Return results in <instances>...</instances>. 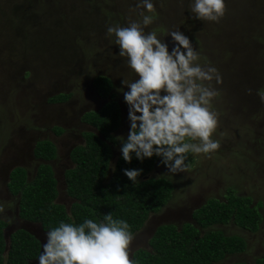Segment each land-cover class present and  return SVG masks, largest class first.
<instances>
[{
	"label": "rangeland",
	"instance_id": "rangeland-1",
	"mask_svg": "<svg viewBox=\"0 0 264 264\" xmlns=\"http://www.w3.org/2000/svg\"><path fill=\"white\" fill-rule=\"evenodd\" d=\"M152 2L153 13L140 0H0V221L6 243L11 232L24 229L39 240L40 255L47 240L37 223L18 217V195L6 188L8 173L15 166L26 170L28 180L33 176L38 161L31 152L38 140L56 148L55 157L47 162L56 180L54 202L68 209L71 199L63 178L73 166L68 152L72 145L83 143V131L98 134L79 120L103 101L92 86L97 75L111 80L109 92L120 105L111 163L119 155L118 136L126 137L130 128L122 80L137 77L106 31L110 25L142 22L143 13L154 17L145 32L155 31L171 50L172 37L166 34L179 29L200 54L198 63L218 70L221 83L215 79L204 83L218 92L211 107L218 114L213 139L220 148L210 154L188 153L187 170L177 174L168 172L159 157L157 172L151 174L171 182V196L132 233L130 257L137 248L149 249L148 239L157 226L178 227L189 220L193 209L209 198L223 199L229 190L248 196L252 205L259 202L261 221L254 232L231 221L211 226L244 242L242 252L214 264H252L264 254V101L257 94L264 91V0H225L226 12L219 22L195 19L189 11L191 0ZM56 93L67 94V99L49 102ZM59 127L62 133L57 135L54 128ZM38 257L33 262L38 264Z\"/></svg>",
	"mask_w": 264,
	"mask_h": 264
},
{
	"label": "trees",
	"instance_id": "trees-1",
	"mask_svg": "<svg viewBox=\"0 0 264 264\" xmlns=\"http://www.w3.org/2000/svg\"><path fill=\"white\" fill-rule=\"evenodd\" d=\"M97 95L104 99L102 105L81 116V121L98 132L82 133L83 145H76L68 152L73 166L63 173L66 194L72 198L68 209L54 202L57 191L51 167L46 161L55 156V148L49 141L35 143L32 153L43 162L37 166L32 179L26 180L25 170L16 167L8 173L6 188L18 195V217L37 223L46 233L61 221L82 223L85 219L100 221L111 213L115 219L126 220L130 231L139 230L150 213L160 210L171 196V182L163 176L151 174L159 163V157L143 162L134 156L125 162L120 151L110 164L111 134L119 124V109L109 92L110 80L97 75L92 80ZM67 94L56 93L49 102H61ZM59 130V129H57ZM143 169L135 183L124 175L123 169ZM257 202L252 205L248 196L234 195L230 190L223 199L209 198L190 212L191 221L176 227L162 224L155 228L148 239L149 249L137 248L131 254L134 264H214L224 256L243 251V239L235 234L225 235L212 229L214 224L228 221L237 227L254 232L261 221ZM0 221V264H37L39 240L24 229H16L4 240ZM206 228V229H205ZM227 264H249L235 261ZM252 264H264V254Z\"/></svg>",
	"mask_w": 264,
	"mask_h": 264
},
{
	"label": "clouds",
	"instance_id": "clouds-1",
	"mask_svg": "<svg viewBox=\"0 0 264 264\" xmlns=\"http://www.w3.org/2000/svg\"><path fill=\"white\" fill-rule=\"evenodd\" d=\"M140 5L149 13L155 11L152 0H140ZM226 8L225 0H191L189 4L195 19L210 22H219ZM141 15L142 22L110 25L106 31L137 77L122 80L130 128L126 137L118 136L120 151L128 163L133 156L141 162L160 157L168 172L177 174L187 170L188 153L210 154L220 148V142L213 139L218 114L211 107L218 92L204 82L221 83L222 78L215 67L198 63L200 54L187 35L179 29L168 32L174 45L170 50L155 31L144 30L154 17ZM257 94L264 101V91ZM142 172L123 169L133 183ZM133 238L129 223L113 218L110 212L100 221H61L47 233L38 264H134L130 258Z\"/></svg>",
	"mask_w": 264,
	"mask_h": 264
},
{
	"label": "flooded vegetation",
	"instance_id": "flooded-vegetation-1",
	"mask_svg": "<svg viewBox=\"0 0 264 264\" xmlns=\"http://www.w3.org/2000/svg\"><path fill=\"white\" fill-rule=\"evenodd\" d=\"M110 82H111V80H110ZM111 83H112V82H111ZM111 83H110V84H111ZM110 93H111V92H110ZM111 94L113 95V93H111ZM99 98H100V97H99ZM66 99H67V98H66ZM66 99H65V100H66ZM101 99H102V98H101ZM65 100H64V101H65ZM64 101H61V103L64 102ZM103 101H104V99H103ZM103 101L101 102L100 105L94 106V108H93L92 110H96V109H98V108L102 105ZM55 103H59V102H55ZM117 105H118V103H117ZM118 109H119V113H120V105H118ZM88 111H91V110H88ZM85 112H86V111H85ZM83 113H84V112H83ZM83 113H82V114H83ZM82 114H81L80 117H79V120H80V121H81L80 118H81ZM120 120H121V114H120V117H119V124H118V127L116 128L115 131H118V129L120 128ZM81 122H82L83 124L87 125V126L89 125V124H87V123H85V122H83V121H81ZM89 126H90V125H89ZM57 129H59V130H57ZM54 131L56 132L57 135H59V134L62 133V128H60V127H59V128H54ZM115 131H113V132H115ZM83 132H86V130L83 131ZM83 132H82V133H83ZM113 132H112V133H113ZM82 133H81V136H82ZM112 133H111V134H112ZM38 141H40V140H38ZM38 141H36V142H38ZM45 141H46V140H45ZM36 142H34L33 147H34V145H35ZM83 144H84V138H83V143H82V144L79 143V144L72 145L71 149H72L74 146H76V145H83ZM53 146H54V145H53ZM54 148H55V147H54ZM32 149H33V148H32ZM55 150H56V148H55ZM111 150H112V144H111ZM31 157H32V159H33L34 161H38V162H37V166L39 165V163L43 162V161L40 160L39 158L34 157L32 152H31ZM54 157H55V156H54ZM54 157H53V158H54ZM111 157H112V154H111ZM22 158H23V157H22ZM53 158H52V159H53ZM52 159H50V160H48V161H51ZM68 159H69V157H68ZM69 160H70V159H69ZM48 161H46L45 163H47ZM70 162H71V161H70ZM71 164H73V163L71 162ZM110 164H112V163H111V159H110ZM37 166H36V168H35V171H34L33 176H32L30 179H32V178L34 177L35 172H36V169H37ZM16 167H21V166H15V167H13L12 169H14V168H16ZM21 168H23V167H21ZM70 168H71V167H70ZM12 169H11V170H12ZM23 169H24V168H23ZM67 169H69V168H67ZM67 169H66V170H67ZM11 170H10V171H11ZM24 170H25V169H24ZM51 170H52V169H51ZM155 172H157V171H155ZM52 174H53V172H52ZM25 176H26V180H28V177H27V174H26V170H25ZM53 177H54V175H53ZM54 179H55V177H54ZM55 186H56V180H55ZM56 191H57V187H56ZM65 191H66V190H65ZM56 197H57V194H56ZM56 197H55V198H56ZM69 198H70V197H69ZM70 199H71V201H72V198H70ZM54 201H55V200H54ZM59 204H60V203H59ZM69 204H70V203H69ZM63 206H64V205H63ZM68 207H69V205H68ZM20 219H21V218H20ZM189 221H191V217H190V215H189V220H186L185 222H189ZM182 223H184V222H182ZM182 223H181V224H182ZM181 224H180V225H181ZM214 225H218V224H214ZM214 225H213V226H214ZM230 255H233V254H230Z\"/></svg>",
	"mask_w": 264,
	"mask_h": 264
}]
</instances>
